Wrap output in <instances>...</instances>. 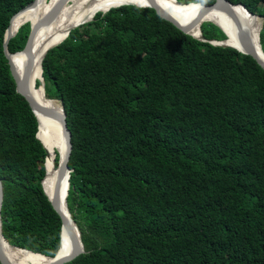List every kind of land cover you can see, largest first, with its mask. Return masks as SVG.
<instances>
[{
    "label": "trees",
    "instance_id": "obj_1",
    "mask_svg": "<svg viewBox=\"0 0 264 264\" xmlns=\"http://www.w3.org/2000/svg\"><path fill=\"white\" fill-rule=\"evenodd\" d=\"M33 1L0 0L2 227L11 247L54 257L62 221L42 185L47 154L3 48ZM229 1L264 19V0ZM202 32L226 39L212 23ZM43 78L72 136L67 203L85 254L68 264H264V70L251 56L123 6L51 49Z\"/></svg>",
    "mask_w": 264,
    "mask_h": 264
},
{
    "label": "water",
    "instance_id": "obj_2",
    "mask_svg": "<svg viewBox=\"0 0 264 264\" xmlns=\"http://www.w3.org/2000/svg\"><path fill=\"white\" fill-rule=\"evenodd\" d=\"M38 0H34L32 3H30L28 6H26L24 9H22L21 11H19L17 14H15L11 20H10V25L6 31L5 34V39H4V43H3V48H4V55L6 57V59L8 60V64L10 66V71L11 74L14 78L15 84H16V91L19 95H21L22 97H24L26 99V101L29 103L33 113L35 114L38 123H39V129H38V133L36 135L37 139L41 142V140L39 139V131L41 129V122H40V116H44L50 119H57L60 121L62 127H63V134L66 140V152L65 155L63 157V160L61 161L60 156H59V165H58V173H57V183L55 185V189H54V193L52 197H49L48 194L45 191L44 188V182L46 180L47 177V172H46V176L44 178V180L42 181V185L44 188V191L46 193V195L48 196L49 200L51 201V204L53 206V208L55 209V211L59 214L61 221H62V233H61V242H60V247L59 250L57 251L56 255L54 257H48L45 256L43 254H38V253H34L28 250H24V249H20L17 247H14V249H17L21 252H29L32 253L34 255H39V256H44V257H48L50 258V261L48 262H44V264H68L70 262H73L74 260H76L78 257H80L81 255L85 254V248L82 242V237H81V231L78 227V225L76 224V222L74 221L73 218H69V215L72 216L70 210L65 211L63 205H64V197L63 194L61 193V185L63 183V181L65 180V182L68 185V191L70 189V178H71V172H73V170H71L69 168V162H70V158H71V154H72V143H71V133L67 127V121H66V114L64 111V106L63 103L59 100H54L60 103L61 105V113H59L58 111L54 110V109H49L44 107L43 105H41L40 102H38L35 99V96L31 94V74L28 73L24 76H20L19 75V70L17 65L15 64V57L18 58H27V60L30 62V71L33 68V62L34 59L32 58L33 54H32V47H33V43L34 40L36 38V35L38 34V32L40 31V29L45 26L46 24H48L54 17L55 12H58V9L60 7V3L57 4L49 14H47L43 19L39 20L38 22H36L35 24H31L30 23V35L28 38V41L26 43L25 49L21 52H17L15 54L10 53L9 52V43L11 41L12 38H14L16 36V34H13L11 32V26L13 24V22L17 19V16L24 13L27 10L32 9L36 4H37ZM171 6H175V5H180V7L182 8H187L190 10L184 11L181 10L183 13H176L173 14L172 12H170L169 10H166L165 8H163V6H161V2L160 0H143V2H126L123 3L117 7H113L111 9H115V8H120L123 6H134L140 9H146V8H150L156 11V13L163 19H165L166 21L172 23L177 29L181 30L183 33L192 36L193 38L202 41V42H207L210 43L214 46H218V47H222V48H230L233 49L239 53H242L244 55L247 56H251L257 63L258 65L264 70V52L262 50L261 47V43H260V33L263 29V23H264V19L260 16L254 15L253 13L249 12L243 5L241 4H233L231 3L229 0H216V2L212 5H204L202 3H187V4H182L180 2H178V0H169ZM175 4V5H173ZM196 6H199L198 8V12L195 11L194 12V18H191L190 20H188L185 24H184V19H182L181 17L187 16L188 12H191ZM237 8V7H241L243 8L245 11H247L249 14H252L256 17H259L262 21L261 23V29L259 32V36H258V43H259V48H260V52L257 51L256 49V45L254 44L253 41V36H252V32L243 27L242 23L239 21V19H237L235 16L233 17V13L231 11V8ZM111 9L107 10L106 12H103V14L105 15L106 13H108ZM218 10H225V12H228V14H230L232 16V18H234L235 21V26L237 28L236 30V43L233 44L230 41V38L227 34V32L219 25L212 23L213 25H215L216 27H218L226 36L225 40L222 41H218V40H214V39H207L203 36V32H202V26H203V17H205L207 14H210L213 11H218ZM96 16V15H95ZM95 16L91 19H86L84 20L81 25L87 24L92 22L95 19ZM25 25V24H24ZM198 27V28H197ZM77 27L69 30L65 36L58 41L55 44L52 45H46V47L43 48V54H42V78H43V60L46 56V54L53 48H55L56 46H59L64 40H66L69 35L71 34V32L76 29ZM200 29L199 34H193L192 31H194L195 29ZM25 56V57H24ZM44 81V78H43ZM43 82L39 81L38 82V86L42 85ZM43 87L45 89V82L43 84ZM46 93V91H45ZM47 96V95H46ZM48 97V96H47ZM41 144L43 145L47 157H48V146L47 144H44L43 142H41ZM46 157V158H47ZM45 168H46V164H45ZM66 175V179H64ZM69 196V192H67V197ZM3 201H4V185L3 182L0 180V262L2 264H13L10 256L8 255L7 251L4 248V241L6 240L4 235H3V227H2V207H3ZM68 206V203H67ZM69 209V208H68ZM69 213V215H68ZM72 221L75 222V224L77 225L75 227L76 230L79 231V236L77 237L73 228V224ZM77 232V231H76ZM7 241V240H6ZM8 242V241H7ZM65 242L67 243V249H68V253H64L65 252V247L64 244ZM9 243V242H8ZM69 249H71L69 251Z\"/></svg>",
    "mask_w": 264,
    "mask_h": 264
},
{
    "label": "bare ground",
    "instance_id": "obj_3",
    "mask_svg": "<svg viewBox=\"0 0 264 264\" xmlns=\"http://www.w3.org/2000/svg\"><path fill=\"white\" fill-rule=\"evenodd\" d=\"M143 2V0H51L49 4H47L49 7L46 10L41 11L40 16L41 19H43L47 14L51 12V10L60 3V7L58 9L59 16L57 17L58 21V27H56L57 21L54 20L58 12H55L53 19L43 26L38 34L36 35V38L33 43L32 47V58L34 59V65L35 66V71L39 72V77L40 79L38 81H43L42 78V54H43V48L46 47V45H52L60 41L65 34L75 28L79 27L80 24L86 20V19H91L97 15L99 12H106L107 10L117 7L123 3L126 2ZM172 1V0H171ZM177 1V0H176ZM46 0H38L37 4L30 10L25 11L24 13L20 14L17 16V19L13 22L11 26V32L13 34H16L19 29L27 23L35 24L39 20L37 19H29L28 21H23V16L25 15L26 17H30L32 14V11H34L38 6H41L45 4ZM161 6L165 8L166 10H169L173 14L176 13H183L181 10L187 11L190 10L187 8H182L180 5H175L174 7L171 6L169 0H160ZM71 6L72 3L74 6ZM199 6H196L191 12L187 13V16L181 17L184 19V24L190 20L191 18H194V12L199 11L198 10ZM48 10H50L48 12ZM231 11L233 13V17L235 16L239 21L243 24L242 26L249 29L252 32V38L254 41V44L256 45L257 51L260 52L259 48V43H258V36L259 32L261 29V19L259 17H256L252 14H249L247 11H245L241 7L237 8H231ZM36 21V22H32ZM215 23L219 26H221L228 34L230 38V42L235 44L236 41V26H235V21L234 18L228 12H225V10H218V11H213L210 14H207L205 17H203V23ZM15 23H20L19 26L15 29H13V26ZM53 25V26H52ZM49 26H52L51 31L47 32V28ZM198 28V27H197ZM195 29L192 31L193 34H199L200 29ZM35 48L37 49L35 51ZM38 49H41L38 50ZM25 57V56H24ZM15 64L18 67L19 70V75L22 77L30 72V62L27 60V58H18L15 57ZM36 75L33 74L31 75V82L33 83V80H35ZM43 84L39 86V90H41V94L39 92H35V89L32 88L33 84H31V94L35 96V99L41 103L46 108L49 109H54L61 113V105L59 102L54 101V100H49L46 97L45 89L43 87ZM37 86V83H36ZM35 87V86H34ZM38 94L39 97L36 95ZM40 122H41V129L39 131V139L41 142L44 144H47L48 146V157L46 158V172H47V177L44 182V188L46 193L48 194L49 197L53 196L55 185L57 183V173H58V168H55V160L57 158V154L60 156L61 161L63 160V157L66 152V140L63 134V127L60 123L59 120L57 119H50L44 116H40ZM56 150V151H55ZM57 167V166H56ZM66 179V175L64 177ZM67 192L68 191V185L63 181L61 185V193L63 194L64 197V209L65 211L69 212L68 206H67ZM69 215V213H68ZM69 218H72V216L69 215ZM73 228L75 231L76 236L78 237L79 231L75 229L77 226L75 222L72 221ZM77 231V232H76ZM65 247V254L68 253L67 249V243L65 242L64 244ZM4 248L7 251L8 255L10 256V259L13 264H44V262L50 261V258L44 257V256H39V255H34L29 252H21L17 249H14V247H11L7 241H4ZM71 249H69L70 251Z\"/></svg>",
    "mask_w": 264,
    "mask_h": 264
},
{
    "label": "rangeland",
    "instance_id": "obj_4",
    "mask_svg": "<svg viewBox=\"0 0 264 264\" xmlns=\"http://www.w3.org/2000/svg\"><path fill=\"white\" fill-rule=\"evenodd\" d=\"M51 2V0H46V2H45V4H44V6L43 5H41V6H38L34 11H32V14L30 15V17H26L25 15H22L23 16V20L20 22V23H22L23 21H28L29 19L31 20V19H37V20H39L40 18H41V16H40V13H41V11H43V10H46L49 6L47 5V4H49ZM67 5H69V3L67 4ZM71 6H74V4L72 3V5ZM70 5H69V7H71ZM47 7V8H46ZM261 7H264V5H261ZM50 10H48V12H49ZM60 14H59V12L57 13V15H56V17L54 18V20H56L57 21V17L59 16ZM20 23H15L14 24V26H13V29H15V28H17L18 26H19V24ZM56 24V27H58V21L56 22V23H54L53 25H55ZM52 25V26H53ZM52 26H49L48 28H47V32H49V31H51V27ZM92 30V29H91ZM93 32H97L98 30L94 27L93 28V30H92ZM37 49L35 48V51H36ZM38 50H40L41 51V49H38ZM33 65H34V63H33ZM32 65V66H33ZM39 72L40 71H38V72H36L35 71V66H33V68H32V70L29 72L31 75H33V74H35L36 75V77H35V80H33V83L31 82V84H33V86H32V88L33 89H35V92H39L40 94H41V90H39V88H37V86H36V81H37V79H38V77H39ZM35 86V87H34ZM36 95V94H35ZM37 97H39V95L37 94L36 95ZM56 151V150H55Z\"/></svg>",
    "mask_w": 264,
    "mask_h": 264
},
{
    "label": "clouds",
    "instance_id": "obj_5",
    "mask_svg": "<svg viewBox=\"0 0 264 264\" xmlns=\"http://www.w3.org/2000/svg\"><path fill=\"white\" fill-rule=\"evenodd\" d=\"M116 9V8H115ZM104 15V14H103Z\"/></svg>",
    "mask_w": 264,
    "mask_h": 264
}]
</instances>
